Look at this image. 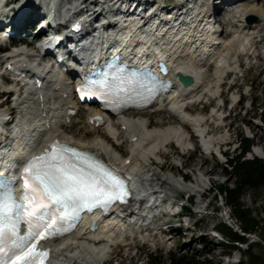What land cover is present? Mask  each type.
Listing matches in <instances>:
<instances>
[{
    "label": "bare ground",
    "instance_id": "obj_1",
    "mask_svg": "<svg viewBox=\"0 0 264 264\" xmlns=\"http://www.w3.org/2000/svg\"><path fill=\"white\" fill-rule=\"evenodd\" d=\"M35 1L25 0L22 6L23 4L27 7L31 5L29 9H32ZM38 1L48 5L50 13L55 14L54 17L57 16L56 20L59 21V24L72 16L79 5L77 0L69 1L67 5H62L60 0ZM112 1L94 0L91 3L93 6L91 15L101 17V20L108 23L98 32V43L106 44L111 41H119L120 47H123V41L127 40L132 42L139 53L151 54L153 49H162V55L168 54L172 61L174 83L169 94L155 102L154 110L155 112L170 113L177 124L174 122L175 125L153 128L152 124L146 121L145 116H140L149 114V111H146L126 113L116 117L105 116L103 123L96 126V122L90 123L89 119L101 112L88 107L85 113V122L94 131L92 138L87 140L88 132L86 131L67 132L64 129V126L70 127L74 124L81 114L80 109L74 105L72 94L74 85L70 84V77L64 76V79L56 74L48 63H42L45 57H40L39 48H32V44L36 40L29 44V40L25 39L27 47L30 48H16L0 58V65H4L3 73L12 67V72L18 69L27 75L26 78H29L28 81H23L25 84H21V81L17 80L19 76L17 75L14 85L7 87L15 94L14 108L20 110L18 121L14 123L5 121L6 127L13 125L10 132L5 129L4 120L11 112H14V109L12 108L10 112L0 110V129L3 134H7H0V138L2 137L4 141L8 139L10 145L6 147L5 151L9 156L22 157L33 150H40L52 138L59 139L74 147L97 154L118 170L127 172L134 180L132 183L134 193L130 203L124 208L112 211L110 216L105 219L98 216L91 222H82L72 235L55 243L52 246V264H107L113 248L118 244H124L127 237L132 238L135 235H140L145 241L148 240V236H144L147 231L138 227L137 224H144L147 218L155 215L161 207L148 208L147 199L150 198L149 202L158 201L163 197L166 198V202H171L174 199L166 191H163V182L151 169L153 162L160 165L161 171L169 170L171 172L173 177L170 178V181L172 183L190 191H199L200 200L205 201L207 194L205 179L208 183L210 182L208 178L210 171L204 166L206 159L203 160V165L198 167L202 178L198 179L195 185L185 183V181L183 183L181 178L186 180V177L181 176V178H177L180 180H177L174 174L178 171L159 162L161 159L168 158L162 150H166L168 147L174 149V146L184 150L187 144L194 140L203 155L222 149V144L227 141L228 132L226 135L213 137L210 131L205 128L207 120L217 127L221 126L219 123L223 121L221 106L215 108L208 118L199 114L191 115L188 113V109L192 105L196 106L207 96L215 98L219 94L227 74L238 71L239 58L251 53L254 40L264 34V2L262 0H220L219 3L215 0H195L193 8L179 15L178 11L174 13V8L169 10L161 7L160 0L159 2L152 0L151 5L150 0H141L140 5H150V9L155 14L153 23L144 31L140 30V27H144L148 23L147 18H141L139 21L137 19L126 21L119 14V7L127 0ZM3 12L4 7L0 3V16ZM176 13L183 21L189 20L192 26L183 27L178 24L176 20L180 19L177 18ZM170 17L177 19L175 22L173 20L166 21ZM221 17L228 19V30H225ZM246 17L254 19L251 25H245ZM36 18L35 11L25 14L21 21L22 28L26 25L35 27L34 20ZM212 21L215 22L211 24ZM158 23L161 24L160 29H156L155 31L158 33L152 35L151 29L154 30V26ZM117 25L118 27H116ZM176 27L182 32L175 35L169 34ZM22 28L17 30L20 31ZM182 29L185 30V33ZM212 29H214L213 33H211ZM43 32L44 30L38 31V35ZM164 32V36H160ZM226 34H232V37L225 39ZM202 41L204 44L200 45ZM152 42H154V46H152ZM146 43L148 46H145ZM131 46L123 48V53L129 56L136 54L132 51ZM194 46L195 50H193ZM35 49L39 51L35 52ZM211 67L215 68L213 73L210 72ZM2 69H0V79H4V82L0 83V90L5 88L3 83L11 84L8 77L2 76ZM178 74L190 76L192 85L183 88L176 81ZM31 75L41 76L44 86L39 89L30 86ZM23 89L24 91H22ZM69 111L74 114H69ZM103 131L112 141L104 139ZM124 144L129 149L127 157L122 156L121 148ZM12 147H16V150L11 151ZM3 148L0 147V150ZM252 150L251 153L254 155L262 153L257 147ZM176 154L180 155L178 150ZM11 163L10 159L5 166L9 167ZM158 189L160 191H157ZM201 210H204V207H201ZM92 223L97 226L94 231L90 229ZM184 227L190 228L188 225Z\"/></svg>",
    "mask_w": 264,
    "mask_h": 264
},
{
    "label": "rangeland",
    "instance_id": "obj_2",
    "mask_svg": "<svg viewBox=\"0 0 264 264\" xmlns=\"http://www.w3.org/2000/svg\"><path fill=\"white\" fill-rule=\"evenodd\" d=\"M262 1L264 2V0ZM64 2L66 1L64 0ZM185 2L186 0H166V3L162 4L161 7L169 10L172 9V7L181 9ZM215 2H219V0H215ZM221 19L225 30H228V19L226 17H221ZM224 37L225 39H230L232 34H226ZM253 45L254 47L251 53L239 58V70L225 77L224 84L221 85L219 91V98L207 96L200 104L196 106L192 105L188 109V113L191 115L199 114L204 118H208L209 115L214 112L215 108L221 106L222 101L224 102V106H221V115H223V121L219 122L221 126L217 127L211 121L207 120L205 128L210 131L213 137H220L226 135L228 132V142L225 141L224 144H222V149L226 151L225 159L237 155L238 142L236 139L240 134L247 138H253L255 141L253 149L255 147L259 148L263 155L264 124H261L258 119L261 109L264 107V34L259 37V39L256 38ZM34 51L38 52L39 50L35 49ZM43 60L48 61L50 58ZM2 66L3 64L0 65V69H2ZM214 70V67L210 68L211 73H213ZM2 81L4 82V79H0V83H2ZM3 100V95H1L0 101ZM11 100V106L2 110H4V112H10L13 108V113H19L20 110L14 108V101L12 100L11 102ZM83 112L84 111L77 117L74 124L70 127L64 126V129L67 132L76 130H80V132L86 131L88 132L87 140H89L92 138L94 130L86 124ZM12 116L13 115L9 114L7 117L11 119ZM140 116H145L144 118L152 124L153 128L158 126H171L175 125L177 122L170 113L165 111H156L155 113L143 114ZM189 131H191L190 128ZM103 134L104 139L111 140L104 131ZM196 145V140L188 143L186 146L187 152L175 146L174 149L168 147L166 150H162L163 154L168 158L158 161L178 171V173L174 174L176 179L184 176L186 180H188V184L195 185L197 180L202 178L198 167L203 165V160L206 159L204 160V166L210 171V176L208 177L210 182L208 183L205 179V188L211 187L212 190L207 192L205 201L200 200L199 194L193 197L192 210L199 212L192 214L189 219L185 218L184 223L181 224L180 230H169L170 235L169 233L163 235L161 234L162 232L154 230L144 234V236H148L147 241L140 235H135L133 239L130 237L126 238V245L120 244L113 248L107 264H149L150 257L154 256L160 258L159 264H168L170 256L176 258L180 256L186 258H199L202 264L204 260H206L207 264H231L229 262L236 261L237 257L242 259L243 264H260L264 260V232L260 227L253 233H248L250 235H247L246 242L242 243L241 247L237 250H229L224 246H220L211 236H203L205 234L207 235L210 227L220 225L223 221L230 225V229L234 230H239L240 224L233 216L232 211L223 204L224 200L217 195L216 191V188L220 185H232L233 183L232 176H227V172L225 171L226 164L224 159L215 156H205ZM121 150L122 156L127 157L129 149L126 144L122 146ZM177 150L180 155L176 154ZM255 156L256 155L253 153H249L246 155L245 159H251ZM259 158L264 159V155L259 156ZM159 166L157 162H153L151 169L158 175V179L163 182V191H166L172 198H182L183 201L186 200L189 189L182 188L178 184L172 183L170 181V178L173 177L171 172L169 170L161 171ZM241 204L245 209L251 211L252 216L264 222V190L260 191L258 194L248 191V193L241 198ZM207 205L208 207L205 210H201V207L205 208ZM194 222L197 223L195 225L197 229L195 233L190 236L188 232H183V227L186 225H188L190 229H193L192 225L195 224ZM219 231L224 240H229V235L225 231ZM202 244H204L205 247H203ZM206 251L212 254L204 256ZM249 251L251 254L248 253ZM223 254H230L232 258L227 260L222 256ZM254 257L257 260H252Z\"/></svg>",
    "mask_w": 264,
    "mask_h": 264
},
{
    "label": "snow or ice",
    "instance_id": "obj_3",
    "mask_svg": "<svg viewBox=\"0 0 264 264\" xmlns=\"http://www.w3.org/2000/svg\"><path fill=\"white\" fill-rule=\"evenodd\" d=\"M23 188V201L16 202L10 182H0V264H46L49 253L39 244L60 234L69 210L108 206L128 195L119 176L59 144L25 168Z\"/></svg>",
    "mask_w": 264,
    "mask_h": 264
},
{
    "label": "trees",
    "instance_id": "obj_4",
    "mask_svg": "<svg viewBox=\"0 0 264 264\" xmlns=\"http://www.w3.org/2000/svg\"><path fill=\"white\" fill-rule=\"evenodd\" d=\"M260 119L264 122V107L261 109ZM237 142L239 151L235 157L228 158L227 166L225 167L227 176H232L233 183L232 185H220L216 188V191L218 196L224 200V204L232 211L233 216L238 220L243 233H253L258 227L262 228L264 232V222L252 216L251 211L245 209L241 204V198L248 191L258 194L264 190V159H245L246 154L250 152L251 147L255 143L253 139L240 134ZM190 208L188 207L186 210ZM218 230L225 231L229 235L231 242H246V238L223 223L218 226ZM202 245L205 247L204 244ZM224 247L229 250L236 249L234 245L228 246L224 244ZM248 253L251 254L250 251ZM159 260L160 258L156 256L150 257L149 264H159ZM252 260L257 259L254 257ZM168 264H202V262L196 258H186L184 256L176 258L170 256ZM240 264H243L242 259L240 260ZM260 264H264V260Z\"/></svg>",
    "mask_w": 264,
    "mask_h": 264
},
{
    "label": "water",
    "instance_id": "obj_5",
    "mask_svg": "<svg viewBox=\"0 0 264 264\" xmlns=\"http://www.w3.org/2000/svg\"><path fill=\"white\" fill-rule=\"evenodd\" d=\"M179 80L183 84L184 87H187V86L191 85V83H192V80L188 77L180 76Z\"/></svg>",
    "mask_w": 264,
    "mask_h": 264
}]
</instances>
